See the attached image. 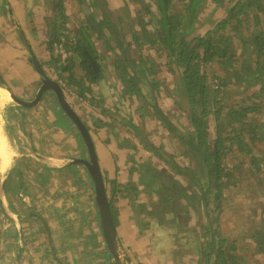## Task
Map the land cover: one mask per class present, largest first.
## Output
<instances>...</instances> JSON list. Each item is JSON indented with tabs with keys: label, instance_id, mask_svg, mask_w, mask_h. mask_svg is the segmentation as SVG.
Wrapping results in <instances>:
<instances>
[{
	"label": "crops",
	"instance_id": "obj_1",
	"mask_svg": "<svg viewBox=\"0 0 264 264\" xmlns=\"http://www.w3.org/2000/svg\"><path fill=\"white\" fill-rule=\"evenodd\" d=\"M126 1L119 3L123 13L115 12L110 4L115 16L123 15L126 5L133 3ZM145 1L157 5V0ZM57 2L0 0V88L10 92L0 93V264H116V253L122 255L124 264H182L179 257L183 256L190 260L188 264H215V257L209 263L207 254L202 255L199 242L193 252L189 251L178 239L167 237L169 232L158 218L161 224L146 219L145 213L152 209L145 207L144 202H150L143 201V191L155 192V187L150 185L151 178L145 183L148 172L142 174L139 167L144 162L142 159L148 158L146 154L153 144L154 149L158 146L143 133L147 127L144 109H149L145 91L143 95L133 91L119 77L116 65L121 51H117L115 34L109 29L106 32L114 50L100 35L94 33L93 37L100 52L101 79L91 81L79 55L70 67L72 71L68 68L69 52L50 40L55 27L62 26L55 24ZM63 2L71 16L67 27L74 30L78 18L69 10L71 4ZM211 3L217 1L204 0L196 29L199 33L215 25L207 24L203 28V24L213 20L215 10L205 20L201 17ZM131 11L129 21L122 24L126 30L120 31L127 40L128 51L133 57L152 52L164 61L157 48L144 45L139 49L133 41L130 18L136 21L137 17L134 7ZM35 57L52 79L63 84L69 103L89 128L112 205L115 235L108 231L102 218L91 171L86 162H81L91 157L81 131L52 89L37 101L44 76L35 65ZM158 69L162 83L170 89L177 84L181 87L177 75L169 72L168 66L161 63ZM165 72L173 74L175 82L170 76L164 79ZM82 83L84 93L79 94L77 89ZM139 137L143 139L141 143ZM158 154L153 158L157 160L161 155ZM161 163L164 166L160 168L166 169L164 161ZM233 197L236 200L238 194L234 193ZM201 202L200 199L199 205ZM159 203L154 202V208L158 209ZM170 211L172 214L173 210ZM225 212L223 206L209 218L201 206L192 216L203 213L207 220L198 221L200 229L202 224L210 223L222 233V224L226 228L229 225L227 218L223 219ZM217 215L221 216L220 222ZM232 228L237 233L234 224ZM113 235L116 253L110 242ZM165 238L168 239L163 245ZM237 245V260L245 264L241 242ZM258 254L262 255L257 258L260 261L253 260V264H263L264 252Z\"/></svg>",
	"mask_w": 264,
	"mask_h": 264
},
{
	"label": "trees",
	"instance_id": "obj_2",
	"mask_svg": "<svg viewBox=\"0 0 264 264\" xmlns=\"http://www.w3.org/2000/svg\"><path fill=\"white\" fill-rule=\"evenodd\" d=\"M78 1L85 24L74 30L67 27L71 16L63 0H58L55 3V24L61 23L62 26H56L50 35L54 44L64 46L69 52L68 68L72 71L70 67L79 55L91 81L101 79L103 68L100 52L93 37L94 33L100 35L113 49L106 32L109 29L115 34L114 40L120 49L117 51H121L117 55L116 65L119 77L133 91L141 95L145 91V98L158 117L192 150L194 158L191 164H181L173 159L175 155L163 153L160 157L167 161L166 169L153 165L146 169L148 176L145 183L147 178L152 179L150 185L158 190L161 201L158 209L149 210L148 215L165 223L167 214L170 210H177V206L187 209L189 215L197 214L203 206L205 213L212 218L223 207L226 188L238 186L237 175L244 165L242 161H236L240 153L246 151L248 157L254 159L252 168L260 167L254 148L264 142V115H260L264 110V0H238L224 19L200 35H193V32L199 26L198 18L204 0H157L156 6L145 0H131L133 6L136 5L137 17L136 21L130 18L129 31L133 41L139 49L144 45L157 48L165 57L164 61L152 52L133 57L128 51L127 40L120 35V31L125 29L122 24L129 21L133 6L127 4L126 12L117 17L110 10L108 0ZM89 1L93 9L87 5ZM246 22H251L254 29L246 34L241 33L236 40L233 30L239 31ZM230 25H233L232 29H228ZM237 42L242 46L240 53L236 50ZM160 61L168 66L169 72L177 75L181 88L177 84L170 89L161 82L157 76ZM212 63L223 68L225 73L217 68L212 71ZM149 79L155 91V100L147 86ZM234 85L242 88L240 100L232 98L231 88ZM83 88L82 83L77 89L79 94L84 93ZM164 90L179 108H185L186 102L189 104L193 133L179 131L164 115L159 106V93ZM212 112L218 122L226 120L218 124L214 136L208 119ZM227 126L229 131H226ZM263 169L259 168L261 173ZM179 176L184 177L187 184ZM181 200H185L186 204ZM216 220L220 222L221 216L217 215ZM207 224H202L203 231L199 232L202 255L207 254L209 263L215 257V264H239L238 255L235 254L239 239L228 238L212 224ZM253 237L259 251L264 252V226L256 230Z\"/></svg>",
	"mask_w": 264,
	"mask_h": 264
},
{
	"label": "rangeland",
	"instance_id": "obj_3",
	"mask_svg": "<svg viewBox=\"0 0 264 264\" xmlns=\"http://www.w3.org/2000/svg\"><path fill=\"white\" fill-rule=\"evenodd\" d=\"M64 1V0H63ZM68 2V4H71L72 7H69V10L73 12L75 17L78 18V21L76 24V27H79L82 24H85V18H83V12L80 7V3L78 0H65ZM124 0H108L109 5L111 4L115 12L123 13V9H120V4ZM236 0H225L222 3L220 1H217V3H211L209 9L201 15L202 19L205 20L207 18V15L210 14L213 10H215L213 15V20H208L206 24H203V28H206V25L210 24L213 25L216 23V19H224L230 9L233 7V2ZM88 5V3H87ZM134 3H132L130 6H133ZM134 8L136 7L133 6ZM113 9L110 6V10L113 11ZM126 11V10H125ZM124 11V12H125ZM264 21V16H263ZM264 26V23H263ZM233 25L228 26V29H232ZM254 27L251 25V22H246L244 25L237 31L236 29L233 30V34L236 35V40L241 35V33H248L249 31H252ZM199 30H195L193 32V35H200ZM64 37H62L63 39ZM236 50L239 51V53L242 50V46L240 43H236ZM215 68H217L221 73H225L223 71V68H218L214 63L211 64V70L213 71ZM164 79L165 76L172 77L174 80L173 74H166L164 73ZM174 82H171L172 84ZM181 88V87H180ZM242 92V88L239 85H234L231 88L232 98L234 100H240V95ZM161 98L159 100V106L164 111V115L174 123V125L177 127L179 131L193 133V125L191 121V117L188 113L189 111V104L186 102L185 108H179L178 104H175L171 97H168V92L162 91L161 92ZM148 107H145L144 115L147 118L144 120V124L147 126L143 131L144 135L152 142L156 143L158 148L154 149V146L150 149V151L146 154L148 158H144V162L139 167V170L142 169L141 173L145 171L149 167V165L152 163H156V167L160 168L163 167L162 161H164V164L166 167H168L167 161L160 158L158 156L157 160L153 158V156L158 152L159 154L165 153L166 155L173 154L175 157L174 160L179 161L181 164H191L193 162V156H192V150L190 146L186 145L184 141H182L179 137L176 136V133L169 128L157 115L156 111L150 106V102L148 99H146ZM143 104V102H142ZM143 106V105H142ZM156 113V114H155ZM264 115V110H262V114ZM208 119L211 124V129L213 130L212 135H215L214 130L218 127V124H222L226 120H221L220 122L217 121L216 116L214 112H212ZM124 124V123H123ZM188 130V131H187ZM230 128L227 126L226 131H229ZM147 132L148 134H146ZM264 136V135H263ZM142 138L139 137V143L142 142ZM263 145V146H262ZM261 146H256L254 148L255 154L258 156V163L259 168L264 167V150L262 147H264V142ZM239 147V146H235ZM158 154V155H159ZM156 156V155H155ZM149 161V162H148ZM153 161V162H152ZM237 162L242 161L244 163L243 170L241 173L237 175L238 179V186L234 189L232 188H226V196L227 199L224 198L223 206L227 210V212L224 213V220L227 218L229 225L226 228V224L223 223L222 226L224 227V230L221 234L226 235L228 238L230 237H239V242H241L240 248L243 250L242 254V260L246 264H253L252 261L257 258H260L262 255L257 253H262L259 248V246L256 244V240L253 237L254 231H256L258 228H262L264 225V169L261 173L259 168H252V163L254 159L248 157V154L246 151L240 153V157L236 160ZM151 162V163H150ZM146 164V165H145ZM154 166V165H153ZM165 169V167H164ZM137 172H139L137 170ZM140 173V172H139ZM141 175V174H140ZM180 179L183 181V183H186V180H183L184 177L179 176ZM185 179V178H184ZM230 186V183H227ZM144 186V185H143ZM146 188V187H145ZM146 190V189H145ZM155 192H145L143 191V201H149L150 203L144 202V205L147 209H153L155 205L154 202L158 203L160 200H158V196L156 195V188H154ZM158 192V190H157ZM237 193L238 197L235 200L233 197V194ZM231 195V196H229ZM200 201V197L198 199ZM235 200V201H234ZM182 201V200H181ZM231 201H233L231 203ZM184 204H186V201H182ZM176 202L172 204V207L175 205ZM178 205L182 206L180 202L177 203ZM230 208L232 210H230ZM170 210V208H168ZM149 211V210H148ZM148 211L146 214V219L153 222H159L157 218L151 217L148 215ZM213 218V217H212ZM207 220L206 215L201 213L199 216H192L189 215L187 212V209L180 208L177 206V210H173L172 214L168 213L165 218V223L163 222L162 227L165 231L168 233V238L170 236H173L174 239H178L180 241V244H183L187 246V249L189 251H194L196 247L198 246V243L200 242L199 232L203 231L200 229V224L198 221H205ZM160 223V222H159ZM227 223V221H226ZM149 224V223H148ZM161 224V223H160ZM232 224H234L235 230L232 228ZM150 225V224H149ZM148 226V225H147ZM233 231V233H231ZM235 233V234H234ZM165 237V235H164ZM163 238V237H162ZM168 238H165L162 240V244L166 245V241ZM206 240V239H203ZM166 250V249H165ZM258 260V259H257ZM180 263L185 264L189 263L190 260L188 257L183 256L179 257ZM260 261V260H258ZM256 264V263H255ZM264 264V262H263Z\"/></svg>",
	"mask_w": 264,
	"mask_h": 264
},
{
	"label": "water",
	"instance_id": "obj_4",
	"mask_svg": "<svg viewBox=\"0 0 264 264\" xmlns=\"http://www.w3.org/2000/svg\"><path fill=\"white\" fill-rule=\"evenodd\" d=\"M34 62H35V65H36L38 71L44 76L43 85H42L41 90L39 92V96H38L37 101L41 99V97L43 96L45 91L52 89L56 93V95L58 96V98L62 104V107L65 109V111L68 113V115H70V117L73 119V121L75 122V124L77 125V127L79 128V130L81 131V133L85 139V142L88 146L91 157H90V160H86V161L81 160V162H86V165L88 166V168L91 171L92 177H93V179L96 183V186H97L98 199H99V201L101 203V207H102V218H103V220H105L104 222L107 225L112 227V230H113L112 234H114V232L116 233L117 230H116V224H115L114 214H113V210H112V205H111L108 193H107V188H106L102 168H101V165L99 163L96 145H95L93 137L89 131V128L84 123L81 116L75 111V109L69 103L63 84L61 82H58V81L52 79L47 74V72L45 71V69L42 67L41 63L37 59V57H35ZM147 86H148V89L150 91V95H151L152 99L155 100L156 99L155 91L153 90V88L150 84V79H149V81H147ZM16 99L19 102L22 101L19 98H16ZM114 235L110 238V242L112 244L111 247H112L113 251L116 253V248H115L116 243H115V241H113V237H116V236H114ZM116 257L118 259L116 264H124L122 261V255H119L116 253Z\"/></svg>",
	"mask_w": 264,
	"mask_h": 264
},
{
	"label": "bare ground",
	"instance_id": "obj_5",
	"mask_svg": "<svg viewBox=\"0 0 264 264\" xmlns=\"http://www.w3.org/2000/svg\"><path fill=\"white\" fill-rule=\"evenodd\" d=\"M0 93H5V94H7V95L10 94V92H9L8 89H2V88H0ZM108 231H109L110 233H113L112 227L109 226V225H108Z\"/></svg>",
	"mask_w": 264,
	"mask_h": 264
},
{
	"label": "flooded vegetation",
	"instance_id": "obj_6",
	"mask_svg": "<svg viewBox=\"0 0 264 264\" xmlns=\"http://www.w3.org/2000/svg\"><path fill=\"white\" fill-rule=\"evenodd\" d=\"M158 200H160L159 197H158ZM160 202H161V201H160ZM159 204H160V203H159ZM154 210H155V208L153 209V211H154Z\"/></svg>",
	"mask_w": 264,
	"mask_h": 264
}]
</instances>
